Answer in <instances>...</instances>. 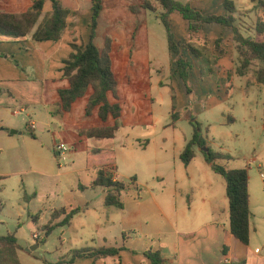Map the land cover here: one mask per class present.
Masks as SVG:
<instances>
[{"label":"rangeland","instance_id":"374dc122","mask_svg":"<svg viewBox=\"0 0 264 264\" xmlns=\"http://www.w3.org/2000/svg\"><path fill=\"white\" fill-rule=\"evenodd\" d=\"M58 1L67 8L63 0ZM109 1L116 8L122 3H135V0ZM176 1L184 4L189 0ZM88 4L77 2L76 10L72 11L65 33L67 42L83 44L87 40L89 18L80 14L87 11ZM49 6L47 3L45 11L49 10ZM105 13L101 14L97 36L103 32L109 35V28L102 24ZM157 15L147 11L141 16L128 15L127 19L115 23L117 30L125 35L128 34L126 25L139 27L136 42L133 43L137 50L134 63L127 59L125 69L120 71L111 56L123 109L119 135L117 141L85 139L92 148L114 149L117 153L116 179L119 182L128 184L131 177L136 178L137 190L129 188L121 193L125 211L135 209L139 212L134 220L138 234L126 244L133 249H147L152 246V240L145 236L163 229L164 223L152 205V195L174 191L177 196L183 194L196 199L205 194L204 179L208 178L215 196L223 199V179L210 170L200 149V152L196 150L197 156L188 168L175 156L176 148L184 139L189 141L195 130L205 139L206 149L228 156V160L217 161L218 165L247 171L252 213L250 227L258 232L252 237L255 244L264 238V85L259 84L255 76V70L261 65L253 63L245 75L239 76L236 74V55L227 58L226 67L229 70L222 72L214 67L215 50L214 54L210 52L211 67L200 63L192 55L197 73L191 75V94L186 96L184 87L173 73L174 59L168 66L166 33ZM174 16L173 33L175 38L181 39L182 33L177 31L176 25L179 15ZM100 41L98 37V45ZM58 87L59 84L52 83L49 90L55 93ZM172 97L179 118L173 122V126ZM85 105V100L78 101L68 117H56L55 121H51L50 110L46 109L51 106L30 107L18 116L8 114L9 111L6 114L0 111V119L8 118L14 127L9 134L10 131L17 133L0 142V202L3 205L0 235L13 233L18 240L31 245L40 241H34L33 234H40L39 239L44 237V243L36 250L37 256L25 251L18 253L20 264H70L73 251L95 247L91 239L97 240V232L100 235L117 230L97 229L96 232L99 221L103 226L107 217H119L121 211L107 207L108 213L105 214L100 194L77 190V180L87 184L94 177L92 172L84 171L82 150L77 151L73 160L68 155L63 160V155L56 156L55 153L60 146L68 151L71 149V145L58 134L63 124L84 127L91 120L84 115ZM27 114L31 117H27ZM31 120L35 123V129L30 132ZM7 133H0V136H8L5 135ZM67 136L72 140L70 133ZM121 139L126 142L124 147L120 146ZM74 170L76 174L60 175ZM161 180L164 181L162 184ZM137 195L139 199L135 200ZM91 197L94 213L80 214L74 218L71 227H56L47 237L44 236L42 228L50 225L54 210H84ZM38 216L41 230L34 222Z\"/></svg>","mask_w":264,"mask_h":264},{"label":"crops","instance_id":"0c3cea01","mask_svg":"<svg viewBox=\"0 0 264 264\" xmlns=\"http://www.w3.org/2000/svg\"><path fill=\"white\" fill-rule=\"evenodd\" d=\"M231 1L234 3L236 9V13L234 15L236 19V25L243 33V35L248 39L262 41L264 39V4H262V1L264 0ZM63 2L67 6V8L63 7L60 2L59 3L64 8V10L68 12V16L66 18L67 26L61 36V39L58 42L35 43L31 39V35L36 31L45 16L51 11V6H49V10L45 11L46 4L49 3L50 5V2L45 3L44 11L38 19L36 26L32 29L29 35L24 38L18 39L13 37L0 36V111H3L5 114L9 111L8 114L12 113V115L18 116L20 113L29 110L30 107L34 108L40 105L43 107L51 106L50 108L46 109L50 110L49 115L51 116V121H55L56 117H62L61 119L68 117L77 102L80 100H85V115L89 95L77 100L72 105L70 112L64 113L63 115H57L55 113L57 109V103L59 101L57 92L59 89L68 87V83L65 80H60V69L63 66L62 62L66 60L71 53L70 44L75 43L67 42L65 40V33L69 27V19L72 16V11L76 10L77 2L89 3L88 9L87 11H85L86 14L84 15L85 12H83V15H80L83 17L88 16L90 23L91 0H63ZM106 2L107 0H102V11L98 18L94 44L99 50H102L104 48L105 41L109 39L110 58L112 56L114 63L118 67V70L122 71L125 69V62H127V59L129 62L134 63V57L137 50L135 49L133 43L136 42L139 27L135 28L131 27L130 25H126L128 34L125 35L120 33L119 29L117 30L115 23L120 22L119 20L127 19L128 15L141 16L143 12L147 11L139 8L140 0H135V3L130 5L122 3L120 5H117V8L114 7L110 1V3H108L106 7ZM256 2L259 4V6ZM32 4V0H0V13L13 15L23 14L32 6ZM184 4H189L192 8L196 9L203 15H225L226 13L223 6V0H189ZM131 7H136L138 9L137 13H132V11L130 10ZM105 11L106 13L102 20V24L109 28V30L107 31L109 35L106 36V33L103 34V32L101 35L97 36L98 28L100 26V17L101 14ZM159 12L160 10L158 9L157 13ZM174 14L178 13H173L170 17V28L173 35V21L175 20ZM112 18L114 22L111 21ZM176 20L177 31H181L182 33V40L179 39L180 37L175 38L174 35V39L176 42H191L194 45H202L206 43L208 45L209 51L214 54V44L216 41H219V49L223 52L221 53L219 51H215L217 61L214 67L221 70V72L224 69L226 71L229 70L226 67V60L227 58H232L234 55H236L232 45L231 30L215 24H205L202 26V29L196 34L190 35L188 32L187 22L182 20L180 15L176 18ZM111 22L113 24H111ZM258 28L260 31H262L261 33L258 31ZM98 37L101 40L99 45L97 44ZM168 56L169 66V63L172 60V55H170L169 51ZM185 56L191 64L189 77L190 81L192 79L191 75L193 72H196L197 66L195 62H193V59L190 55L185 53ZM56 62L57 64L58 62L60 63L57 68ZM208 66L211 67L209 64ZM54 72H56L55 74L57 75H54ZM114 76L117 81V75H115V73ZM196 76L197 74L195 75V77ZM52 83L60 85V87L55 90V93L50 92L49 90V85ZM169 86L170 88L173 87L171 83ZM185 95L188 96L186 93ZM148 101H150V99H148ZM97 112L98 109H95L92 112L91 116L87 117L85 115L86 118H89L91 120L87 121L84 127H82L81 125L73 126L70 124H63L62 129L58 134H60V138L64 140V142L71 145V149L67 152L68 154H61V156H64L63 160L66 159L67 155L73 160L76 157V154L79 152V149H81L82 156L85 158L84 171L92 172L94 175V177L87 184H82L79 182V180H77V190L81 192L90 191L92 193H98L100 194V199L104 203V191L100 188L91 190L88 188V186L96 177V171L93 168L95 166H98V164L108 165L111 160L113 164L108 166V168L113 171L114 180L118 181L116 179L117 153L114 151V149L111 150L92 148L87 142H85V139L88 138L80 137L78 134L79 131H85L97 127L112 126L114 124L111 119H109L106 124L102 123L98 118ZM27 117L30 118L31 115L27 114ZM9 121L10 120L8 118L4 119L2 117L0 119V133L3 134L6 133V131L8 132L7 134H5L8 136H0V142L5 141V137L13 136L9 134V130L14 128L12 123ZM119 121L118 124L120 125ZM30 124H32L33 128H30ZM34 129L35 123L31 120L29 123V131L31 132ZM69 133L72 140H70V138L67 136V134ZM14 135H17V133ZM118 135L119 131L116 132L114 139L89 140L117 141ZM187 142L188 141L184 139L181 142L180 147L176 148L175 156L177 158H179V155L182 153ZM119 143L120 146L124 147L126 142L121 139ZM89 150H99L103 153L95 156L93 161H91V167L90 165H88L87 160V153ZM196 150L200 152L198 149ZM55 153L56 156H59L58 152ZM94 163L97 165H95ZM189 165L185 168H188ZM68 174H76V170H74L73 172L65 171L63 174L60 173L61 176ZM163 182L164 181L161 180L160 183L162 184ZM204 182L205 183L203 189L205 190V194L199 196L196 199L183 194H179V196H177L176 192L174 191H168L167 193L161 191V195H152V205L155 211L159 214V217L162 219L164 227L159 231L151 232L145 236L150 237V239L152 240V246L147 249H133L128 247L126 244V242L132 241L133 238L138 234L134 222L135 218L139 216V212L137 210L133 209L132 211L127 212L125 211L123 205V209L120 210L121 212L119 217H117V215H115L116 218H113V216L107 217L105 219L107 221H104L103 226L99 221L96 226V232L97 229L109 230L117 228V230L115 233L110 234L102 233L98 235L97 232V240L91 239V242H93V244L95 242V245H93L95 247L91 248L107 247L123 249L120 250L117 256L96 261L95 264H150V262L142 255V253L149 250L158 251L161 258L164 260V264H264V238L260 239L259 242L253 244V234H256L258 232L254 228L253 230H251L250 227L248 245H243L237 239H235L229 231V210L228 202L225 197V186L223 199H220V196H215L214 192L212 191L210 180L208 178H205ZM80 185L86 189L80 190ZM92 199L93 198L91 197L90 201L84 205V210H82V212L78 215H87L94 213L93 211L95 210L94 205L92 204ZM138 199L139 197L137 195L135 197V200ZM1 206L2 207L0 213L3 209L2 203ZM107 209L108 208L105 206V210H103V213L107 214ZM76 216L71 219L68 227H71V223L74 222V218ZM37 218L38 220L34 221L35 226L37 228H40L41 226L38 224L40 220L39 216ZM61 218L55 221L51 220L50 225L51 223H53V225L58 224ZM83 261L85 262L82 264L92 263V261L89 259H77L74 261V264Z\"/></svg>","mask_w":264,"mask_h":264},{"label":"trees","instance_id":"16d2710c","mask_svg":"<svg viewBox=\"0 0 264 264\" xmlns=\"http://www.w3.org/2000/svg\"><path fill=\"white\" fill-rule=\"evenodd\" d=\"M32 6L23 14H5L0 13V36L24 38L29 35L36 26L38 19L44 11L46 2H50L51 11L45 16L36 31L31 35L35 43L53 42L56 43L67 26L66 18L68 12L64 10L57 0H32ZM225 15H203L189 4H181L175 0H140L139 8L150 13H157V18L166 32L167 47L172 55L173 73L177 80L184 87L187 95L191 94L189 88V77L191 64L186 58L185 53L194 56L200 63L209 64L210 51L208 45H194L191 42H176L170 28V17L173 13H178L182 20L188 24L190 35L196 34L205 24H215L231 30L232 45L238 59L236 74L245 75L253 63L261 65L255 70V76L259 84L264 85V39L256 41L246 38L236 25V9L231 0H223ZM132 13H137L136 7H131ZM102 11V0H91L90 25L87 41L84 44H70L71 53L66 60L62 62L60 69V80H65L68 87L59 89L57 94L59 101L57 103L56 114L63 115L70 112L72 105L79 99L89 95L85 110L87 117L91 116L95 109H98L99 120L106 124L111 119L112 126L91 128L85 131H79L80 137L94 140L114 139L119 129L118 121L121 118L122 107L117 95V81L112 71V62L110 58V41H105L104 48L99 50L94 44L95 32L98 18ZM258 31L261 33L262 31ZM219 41L214 44V50L220 51ZM217 61V58H216ZM214 61V64L216 63ZM172 89V88H171ZM173 90V89H172ZM174 97H172V125L178 121V113L175 111ZM34 138V137H33ZM206 148V141L196 130L191 139L186 143L179 160L184 167H187L196 156V149L201 150L205 163L210 170L223 179L225 186V197L228 202L229 210V231L231 235L243 245L249 244L250 236V200L248 194V174L245 169H229L217 164V161L228 160V156L212 152ZM98 154H103L99 150H89L87 153L88 165H90ZM95 164V163H94ZM109 164L95 166V179L88 186L89 189H102L105 193L104 204L106 207H114L122 210L121 193L129 188L137 190L135 178L132 177L128 184L115 181ZM97 165V164H95ZM113 169V168H112ZM2 178H0L1 180ZM84 190L83 186H79ZM0 202V210H1ZM82 212L81 208L56 210L52 214V221L61 217L63 219L54 225L43 227L44 236L47 237L56 227L69 226L71 219ZM37 221L38 218H35ZM15 234L0 235V264H20L18 252L23 251L17 245ZM44 243V237L39 241ZM123 248H85L73 251L70 264H74L77 259H89L91 264L106 258L115 257ZM142 255L150 264H164L158 251L149 250Z\"/></svg>","mask_w":264,"mask_h":264},{"label":"water","instance_id":"95a60500","mask_svg":"<svg viewBox=\"0 0 264 264\" xmlns=\"http://www.w3.org/2000/svg\"><path fill=\"white\" fill-rule=\"evenodd\" d=\"M194 121V120H193ZM192 121V122H193ZM10 134L11 135H14L16 134V132L14 131H10ZM203 151H206V148L202 149ZM17 245L19 247L22 248L23 251H25L26 253H30V254H33L34 256H37L36 254V250L38 248H40L42 246V243H35L34 245H31L29 243H26L24 241H21V240H17Z\"/></svg>","mask_w":264,"mask_h":264},{"label":"built area","instance_id":"2783aa9c","mask_svg":"<svg viewBox=\"0 0 264 264\" xmlns=\"http://www.w3.org/2000/svg\"><path fill=\"white\" fill-rule=\"evenodd\" d=\"M14 114H16V113H14ZM30 128H33V127H32V124H30ZM57 152L59 153V156H61V154H64V153L68 152V149L65 148L64 146H60V147L57 148ZM63 159H64V158H63ZM39 235H40V234H37V233L33 234V235H32L33 240H34V241H39V240H41L42 238L39 239Z\"/></svg>","mask_w":264,"mask_h":264}]
</instances>
